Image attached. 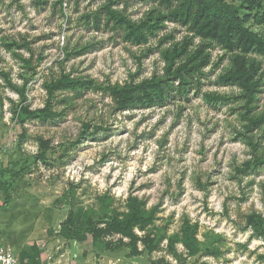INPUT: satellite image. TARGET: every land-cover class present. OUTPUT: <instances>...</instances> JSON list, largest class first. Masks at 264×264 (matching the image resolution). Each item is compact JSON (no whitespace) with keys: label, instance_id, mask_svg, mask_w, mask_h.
Listing matches in <instances>:
<instances>
[{"label":"rangeland","instance_id":"1","mask_svg":"<svg viewBox=\"0 0 264 264\" xmlns=\"http://www.w3.org/2000/svg\"><path fill=\"white\" fill-rule=\"evenodd\" d=\"M117 1L116 8L134 21L160 7L153 0ZM105 2L0 0V70L19 88L28 82L24 103L43 109L44 84L52 78L70 75L84 85L76 93L56 92L52 119L21 123L14 113L21 97L0 75V242L16 251L19 264H264V237L248 225L254 213L264 218V165L241 171L253 155L238 135L240 109L204 96L240 92L219 82L230 65L227 57L219 63L225 52L209 50L212 62L198 93L173 96L166 107L117 111L104 88L163 76L162 51L173 41L160 40L172 34L182 42L192 34L168 22L149 44L131 45L123 31L107 25ZM88 15L101 17L99 29L87 23ZM252 29L264 32L263 26ZM84 46L89 49L83 55L67 57ZM259 60L264 72V57ZM261 89L262 107L264 79ZM131 196L148 211L157 208L146 232L166 239L153 255L132 257L128 249L61 233L71 210H100L105 200L124 213ZM185 220L198 225L202 252L187 259L178 244L183 258L177 260L167 238L180 233Z\"/></svg>","mask_w":264,"mask_h":264},{"label":"trees","instance_id":"2","mask_svg":"<svg viewBox=\"0 0 264 264\" xmlns=\"http://www.w3.org/2000/svg\"><path fill=\"white\" fill-rule=\"evenodd\" d=\"M158 1L159 8L151 9L141 20H132L125 12L119 10L117 0H106L101 11L107 18V25L113 23V30L124 33V41L134 46H143L150 43L167 29V23L180 24L187 27L192 36H186L182 42H175L172 34L164 36L160 43L173 41L170 48L162 51L165 59L163 76L154 75L141 82H127L123 85L115 84L104 88L116 105L117 111L146 110L155 107H166L173 96L188 97L189 93L200 91V81L206 76L207 69L212 62L210 49L220 47L230 65L219 77L224 86L237 87V95H219L217 93L205 94L208 102L237 103L240 109V121L244 123L243 131L239 137L249 146L253 158L245 162L241 171L254 170L264 165V102L260 105L261 89L264 72V32L252 29L253 25L264 28V0H153ZM40 3L43 1H39ZM87 23L99 29L101 17L86 16ZM200 45H196V40ZM89 46L67 51V57L81 56L87 52ZM29 62V61H28ZM30 63V62H29ZM9 87L16 91L22 100L14 113L21 123L28 120L39 119L47 121L56 116L53 112L52 100L56 92L66 91L76 93L84 85L70 75L52 78L44 84L48 99L43 109H31L25 104V89L13 84L9 75L0 70ZM48 147V143H45ZM46 156V152L42 153ZM16 172L14 177H19ZM13 184H7L8 191ZM8 197L7 201L10 202ZM100 210L91 209L87 213L82 210H71L67 220L62 224L61 233L72 240L86 242L90 238L94 244L110 250L128 249L132 257L144 253L153 255L157 252L166 236L147 233L156 220L157 208L152 211L146 209V203L137 196H131L127 202L124 213L111 209L103 201ZM248 225L264 237V218L254 213L248 218ZM139 232L145 233L140 235ZM199 227L185 220L180 233L167 238L168 251L177 260L176 246L181 244L185 249V258H195L202 252L199 240ZM119 236L118 244L107 238ZM210 252V251H209Z\"/></svg>","mask_w":264,"mask_h":264},{"label":"built area","instance_id":"3","mask_svg":"<svg viewBox=\"0 0 264 264\" xmlns=\"http://www.w3.org/2000/svg\"><path fill=\"white\" fill-rule=\"evenodd\" d=\"M0 264H19L16 251L3 242H0Z\"/></svg>","mask_w":264,"mask_h":264}]
</instances>
